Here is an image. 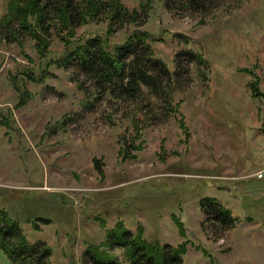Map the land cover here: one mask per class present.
I'll return each instance as SVG.
<instances>
[{"label": "rangeland", "instance_id": "374dc122", "mask_svg": "<svg viewBox=\"0 0 264 264\" xmlns=\"http://www.w3.org/2000/svg\"><path fill=\"white\" fill-rule=\"evenodd\" d=\"M145 18L115 24L109 37L164 33L153 48L169 75L143 100L99 92L77 61L58 64L65 46L54 30L44 57L28 35L0 40V209L28 244L51 249L49 264H91L87 246L120 219L168 245L184 239L179 220L190 240L183 264H264V0H153ZM107 27L100 17L72 38ZM243 69L254 70L261 94L252 95ZM14 76L30 94L20 107ZM206 196L239 220L220 225L200 206ZM37 218L49 222L36 229ZM110 251L130 264L122 249ZM0 264L17 262L0 249Z\"/></svg>", "mask_w": 264, "mask_h": 264}, {"label": "trees", "instance_id": "16d2710c", "mask_svg": "<svg viewBox=\"0 0 264 264\" xmlns=\"http://www.w3.org/2000/svg\"><path fill=\"white\" fill-rule=\"evenodd\" d=\"M189 1L194 3L196 0ZM152 4L153 0H138V7L130 9L120 0H8L6 12L0 17V40L6 42L12 39L13 42L22 44V37L28 35L38 54L44 57L54 30L65 46V52L59 58L58 64L66 65L77 61L82 72L93 81L99 92H108L116 98L135 101L145 99L144 94L147 91L149 99L160 88L161 77H166L169 73L153 48L155 42L164 40V33L134 28L126 34L122 42H111L109 37L115 31V24H120L121 27L138 25L140 18L148 17ZM100 17L108 22L105 34H90L78 41L72 38L76 27L95 22ZM172 36L185 38L187 41V37L180 32H173ZM197 57L200 59L199 55ZM52 61L49 64L47 62L45 67L53 63ZM243 70L253 77L248 84L252 95L261 94L258 90L259 78L254 70ZM41 71L42 75L47 73L44 68ZM22 74L34 81L35 77L42 76L30 74L29 71H22ZM13 78L19 96L15 107H20L26 103L30 94L18 85L16 76ZM177 107L172 106V109L176 111ZM133 147L140 148L139 145ZM122 152L124 159L129 157L125 149ZM200 206L224 227H230L239 220L215 197L201 198ZM0 218V249L5 254L17 264H49L46 259L51 251L49 247L39 248L37 243L28 244L21 225L2 209ZM96 219H99L102 227H106L103 218ZM40 222L48 223L49 220L37 218L33 223L34 228L38 229ZM177 222L184 239L176 245H168L159 240L148 239L143 225H138L134 232L128 230L125 222L120 219L113 227L105 228L107 239L103 243H90L87 246L85 255L91 264H120L116 255L110 251L113 247H118L130 264H183L182 259L190 240L183 224L179 220ZM30 251L33 252L35 260L26 257Z\"/></svg>", "mask_w": 264, "mask_h": 264}, {"label": "built area", "instance_id": "2783aa9c", "mask_svg": "<svg viewBox=\"0 0 264 264\" xmlns=\"http://www.w3.org/2000/svg\"><path fill=\"white\" fill-rule=\"evenodd\" d=\"M259 176H261V173L259 174Z\"/></svg>", "mask_w": 264, "mask_h": 264}]
</instances>
